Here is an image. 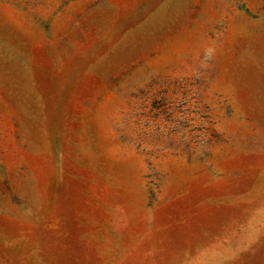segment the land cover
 <instances>
[{
	"label": "rangeland",
	"instance_id": "1",
	"mask_svg": "<svg viewBox=\"0 0 264 264\" xmlns=\"http://www.w3.org/2000/svg\"><path fill=\"white\" fill-rule=\"evenodd\" d=\"M0 264H264V0H0Z\"/></svg>",
	"mask_w": 264,
	"mask_h": 264
}]
</instances>
